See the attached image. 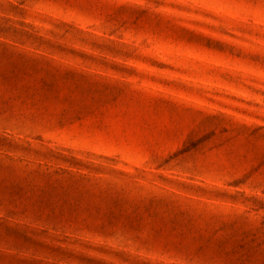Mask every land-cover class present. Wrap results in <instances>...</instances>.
<instances>
[{
	"label": "rangeland",
	"instance_id": "1",
	"mask_svg": "<svg viewBox=\"0 0 264 264\" xmlns=\"http://www.w3.org/2000/svg\"><path fill=\"white\" fill-rule=\"evenodd\" d=\"M0 264H264V0H0Z\"/></svg>",
	"mask_w": 264,
	"mask_h": 264
}]
</instances>
